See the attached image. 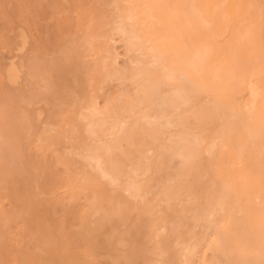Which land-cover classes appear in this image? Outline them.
Masks as SVG:
<instances>
[{
	"label": "bare ground",
	"instance_id": "bare-ground-1",
	"mask_svg": "<svg viewBox=\"0 0 264 264\" xmlns=\"http://www.w3.org/2000/svg\"><path fill=\"white\" fill-rule=\"evenodd\" d=\"M0 1V264H261L264 0Z\"/></svg>",
	"mask_w": 264,
	"mask_h": 264
},
{
	"label": "rangeland",
	"instance_id": "rangeland-1",
	"mask_svg": "<svg viewBox=\"0 0 264 264\" xmlns=\"http://www.w3.org/2000/svg\"><path fill=\"white\" fill-rule=\"evenodd\" d=\"M33 0H22L21 2L26 6L25 12L28 17L31 29L35 35L36 40L40 43L43 48L49 51L55 50L58 44V37L56 31L53 28L56 19L54 16V10L50 8H45L43 3L38 5L32 2ZM41 3V1H40ZM49 4V3H48ZM7 9V3L5 1H0V11ZM8 13L12 14L11 10L8 8ZM12 21L15 25L18 24L17 18H13ZM14 33L10 32L7 27V19L3 17L0 13V65H8L11 63L10 60H15L17 63H21L22 59L15 57V50L10 48H3V43L15 44ZM119 52L122 54L120 58V63L123 64L126 60L124 56V48L122 45H118ZM124 58V59H123ZM10 61V62H9Z\"/></svg>",
	"mask_w": 264,
	"mask_h": 264
},
{
	"label": "snow or ice",
	"instance_id": "snow-or-ice-1",
	"mask_svg": "<svg viewBox=\"0 0 264 264\" xmlns=\"http://www.w3.org/2000/svg\"><path fill=\"white\" fill-rule=\"evenodd\" d=\"M144 7H159V8H163V7H167V6H165V5H153V6H144ZM151 42V41H150ZM164 55V53H163V51H160L159 53H157L156 54V59L158 60V59H160V58H162V56ZM178 75H179V73H178ZM261 264H264V260H262L261 261Z\"/></svg>",
	"mask_w": 264,
	"mask_h": 264
}]
</instances>
